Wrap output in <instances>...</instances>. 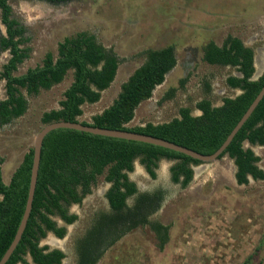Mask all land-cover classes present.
<instances>
[{
  "label": "rangeland",
  "instance_id": "1",
  "mask_svg": "<svg viewBox=\"0 0 264 264\" xmlns=\"http://www.w3.org/2000/svg\"><path fill=\"white\" fill-rule=\"evenodd\" d=\"M14 18L27 29L26 45L30 57L19 66L16 75L41 64L48 53L58 54L66 37L87 33L113 50L121 60L117 77L101 100L83 106L81 120L91 123L94 116L110 107L124 83L145 62V51L174 45L177 66L167 75L153 97L137 109L130 127L149 123L163 124L179 115L182 107L195 108L203 99L220 106L226 97L241 92L228 86L230 76L240 77L231 66H211L203 60V47L210 41L222 45L229 37L240 38L255 52V76L264 72V0H73L53 5L41 0H10ZM3 35L6 29L1 23ZM10 55L0 52V97L6 98L4 65ZM186 80L185 84L182 82ZM210 81L207 92L204 81ZM73 82V72L65 81L38 95L23 94L29 101L25 116L0 125V161L2 176L9 183L34 146L43 129L44 112L60 108L64 93ZM173 92V97L164 98ZM261 159L264 171V146L244 144ZM177 161L162 159L151 177L140 159L129 173L140 191L163 190V208L152 217L170 226L169 242L164 247L150 227L137 228L104 254L98 264H264V180L249 178L248 185L237 182V166L229 156L211 163L191 164L193 181L184 187L175 183L172 168ZM111 184L99 177L81 205L74 204L70 213L79 219L72 225L54 217L67 230L61 239L49 233L42 246L62 250V264H78L75 243L98 213L108 212L106 198ZM1 200V196H0ZM129 203L133 205L134 198ZM30 264H35L30 256Z\"/></svg>",
  "mask_w": 264,
  "mask_h": 264
},
{
  "label": "trees",
  "instance_id": "2",
  "mask_svg": "<svg viewBox=\"0 0 264 264\" xmlns=\"http://www.w3.org/2000/svg\"><path fill=\"white\" fill-rule=\"evenodd\" d=\"M53 5L73 0H41ZM10 0H0L1 23L0 52L10 57L3 67L2 79L6 82V98L0 97V125L4 126L22 118L29 109V101L23 94L38 95L63 83L70 72L73 82L64 93L59 109L43 113L42 124L65 121L95 128L121 130L148 135L189 148L203 155L215 154L241 121L264 87V73L256 80L255 52L244 42L229 36L222 45L214 41L203 47V60L211 66H231L241 74L230 76L227 84L240 90L236 97H226L220 106L210 99L199 101L194 115L192 108L182 107L179 115L163 124L149 123L130 127L137 109L153 97L155 90L163 85L167 75L177 66L174 45L145 51L146 59L123 84L113 104L92 122L82 121L85 104L101 100L102 92L114 83L121 60L113 51L99 43L95 36L78 33L59 43L58 54L48 53L42 63L16 75L19 66L30 57L26 47L28 29L14 18ZM186 80L182 82L184 85ZM207 92L210 81L205 80ZM173 92L164 101L171 99ZM264 146V98L249 120L236 135L220 159L229 156L237 166V182L248 185L249 178L264 180L259 167L261 159L244 144ZM140 159L151 177L156 178L162 159L177 161L172 168L173 181L187 187L194 178L191 164H200L184 154L142 142L94 135L71 129H57L49 133L43 143L38 182L33 209L17 249L7 264H62L66 254L59 249L50 251L42 246V240L52 232L63 239L67 230L59 227L54 217L62 218L72 225L78 221L70 213L74 204L81 205L99 177L112 186L106 193L110 210L98 213L92 219L85 234L76 243L78 264H98L107 250L115 246L137 228L150 227L164 247L169 242L170 226L153 221L152 217L163 208L166 194L163 190L140 191L129 173L135 170ZM0 161V261L13 243L23 219L31 186L34 149L24 156L20 166L7 184L3 180ZM134 198V203H129Z\"/></svg>",
  "mask_w": 264,
  "mask_h": 264
},
{
  "label": "water",
  "instance_id": "3",
  "mask_svg": "<svg viewBox=\"0 0 264 264\" xmlns=\"http://www.w3.org/2000/svg\"><path fill=\"white\" fill-rule=\"evenodd\" d=\"M256 79L258 78L254 74L253 80H256ZM263 98H264V87L262 91L260 92V94L258 95V97L256 98V100L251 105V107L248 109L246 114L243 116L241 121L238 123V125L229 135V137L227 138L225 143L222 145V147L215 154L210 155V156L200 154L189 148H185L175 143L162 140L159 138H155L152 136L142 135V134L128 132V131H121V130H109V129L95 128L92 126L83 125L81 122L73 123V122L60 121V122L52 123L49 125H45L43 129L36 136L34 146H33L34 164L32 168L31 186L29 190V197L27 201L26 210H25L23 219L21 221L20 227L18 229V232L16 234V237L13 243L11 244V246L9 247V249L7 250V252L5 253L4 257L0 261V264H7V262L10 260L13 253L17 249L20 241L22 240L23 234L26 230V227H27V224H28V221H29L32 209H33V201H34L35 191H36L37 182H38L43 143H44L46 136L52 131L57 130V129H71V130H77V131L99 135V136L142 142V143L159 146L165 149H169V150L184 154L194 160L200 161L201 163H211V162H215L220 159L221 155H223L226 149L230 146V144L232 143L236 135L239 133V131L242 129L245 123L252 116V114L257 109V107L259 106Z\"/></svg>",
  "mask_w": 264,
  "mask_h": 264
},
{
  "label": "flooded vegetation",
  "instance_id": "4",
  "mask_svg": "<svg viewBox=\"0 0 264 264\" xmlns=\"http://www.w3.org/2000/svg\"><path fill=\"white\" fill-rule=\"evenodd\" d=\"M47 3V2H46ZM259 145V144H258ZM62 219V218H61ZM63 220V219H62ZM64 221V220H63ZM65 222V221H64ZM52 233V232H51ZM49 234V233H48ZM52 250H55V249H50V251H52Z\"/></svg>",
  "mask_w": 264,
  "mask_h": 264
},
{
  "label": "bare ground",
  "instance_id": "5",
  "mask_svg": "<svg viewBox=\"0 0 264 264\" xmlns=\"http://www.w3.org/2000/svg\"><path fill=\"white\" fill-rule=\"evenodd\" d=\"M263 58H264V56H263Z\"/></svg>",
  "mask_w": 264,
  "mask_h": 264
}]
</instances>
